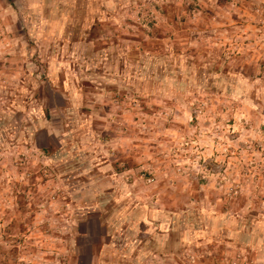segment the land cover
<instances>
[{
    "label": "rangeland",
    "instance_id": "374dc122",
    "mask_svg": "<svg viewBox=\"0 0 264 264\" xmlns=\"http://www.w3.org/2000/svg\"><path fill=\"white\" fill-rule=\"evenodd\" d=\"M91 251L264 264V0H0V264Z\"/></svg>",
    "mask_w": 264,
    "mask_h": 264
},
{
    "label": "crops",
    "instance_id": "0c3cea01",
    "mask_svg": "<svg viewBox=\"0 0 264 264\" xmlns=\"http://www.w3.org/2000/svg\"><path fill=\"white\" fill-rule=\"evenodd\" d=\"M52 79H50L49 81H50V85L53 87V89H55L56 87L55 86H53V80L51 81ZM63 82V81H62ZM64 83V82H63ZM63 87H65V84H63ZM47 91V90H46ZM48 93V92H47ZM58 93V91H56L55 92V94H57ZM59 95V94H58ZM47 99H53L52 98V96H50L49 94H48V96H47ZM54 99H58V101L59 102H57V103H54L53 105H56V106H66V101H64L65 99H64V94L62 93L61 94V96H55V98ZM53 99V100H54ZM62 99H64V100H62ZM52 105V104H51ZM45 132V134H43L46 138H45V141H46V143L45 144H42V145H40V147H41V149H42V147L43 146H45V147H52V146H62V144H61V141H60V139L58 138V136L55 134V133H50L48 130H45L44 131ZM42 136V135H41ZM57 138L58 139V143H56L55 144V141H54V139L53 138ZM90 256H88V258H87V264H94V261H93V259H94V257H92V251L90 252V254H89Z\"/></svg>",
    "mask_w": 264,
    "mask_h": 264
},
{
    "label": "trees",
    "instance_id": "16d2710c",
    "mask_svg": "<svg viewBox=\"0 0 264 264\" xmlns=\"http://www.w3.org/2000/svg\"><path fill=\"white\" fill-rule=\"evenodd\" d=\"M81 7H79V9H80ZM78 9V10H79ZM48 56V55H47ZM56 89V88H55ZM55 89H53V87L50 85V81L48 80V82H47V85H46V90H47V92H48V94L50 95V96H52V98L54 99L55 98V96H61V94H62V91L60 90V88L58 89L59 91H58V93L57 94H55V92L56 91H54ZM59 94V95H58ZM54 139V141H55V144L56 143H58L57 141H58V139L57 138H53ZM51 147H45V146H43L42 147V150L43 151H45V152H47L49 149H50Z\"/></svg>",
    "mask_w": 264,
    "mask_h": 264
}]
</instances>
